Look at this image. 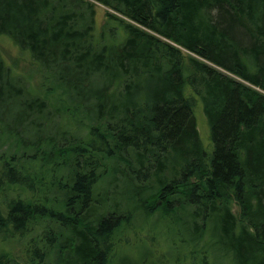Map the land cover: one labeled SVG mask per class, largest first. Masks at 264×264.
<instances>
[{"label": "trees", "instance_id": "obj_1", "mask_svg": "<svg viewBox=\"0 0 264 264\" xmlns=\"http://www.w3.org/2000/svg\"><path fill=\"white\" fill-rule=\"evenodd\" d=\"M0 36L39 78L0 61V264H138L139 216L264 264V0H0Z\"/></svg>", "mask_w": 264, "mask_h": 264}, {"label": "rangeland", "instance_id": "obj_2", "mask_svg": "<svg viewBox=\"0 0 264 264\" xmlns=\"http://www.w3.org/2000/svg\"><path fill=\"white\" fill-rule=\"evenodd\" d=\"M94 9L95 31L98 32L105 20L106 8L95 4ZM0 61L7 67H11L20 76L32 78L33 83L39 79L36 66L32 64L28 54L20 52L4 36H0ZM194 117L200 143L204 151L210 153L209 131L200 103L194 108ZM181 219L185 221L184 216ZM134 223V229L126 232L124 244L120 246L118 253L119 257L122 256L138 264H174L175 256L179 251H176L171 243L178 242L177 238L181 236L183 230V237L188 238V231L183 227V229L181 228L183 224L179 220L175 221L174 217L171 218V222L164 220L162 222H154L153 220L144 222L141 216L134 220ZM14 248L17 251L16 254L21 256L22 244L15 245ZM182 251L185 253L187 250L183 247Z\"/></svg>", "mask_w": 264, "mask_h": 264}]
</instances>
